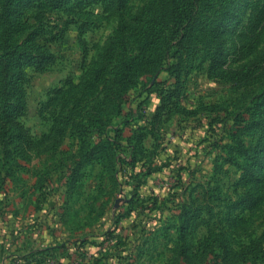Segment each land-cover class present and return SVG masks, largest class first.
Returning a JSON list of instances; mask_svg holds the SVG:
<instances>
[{
    "label": "rangeland",
    "instance_id": "374dc122",
    "mask_svg": "<svg viewBox=\"0 0 264 264\" xmlns=\"http://www.w3.org/2000/svg\"><path fill=\"white\" fill-rule=\"evenodd\" d=\"M170 2L0 0V264H264V0Z\"/></svg>",
    "mask_w": 264,
    "mask_h": 264
},
{
    "label": "trees",
    "instance_id": "16d2710c",
    "mask_svg": "<svg viewBox=\"0 0 264 264\" xmlns=\"http://www.w3.org/2000/svg\"><path fill=\"white\" fill-rule=\"evenodd\" d=\"M196 1L198 0H182V5L170 2V14L175 16L191 4L195 5ZM1 17L4 20L7 18L16 20L20 18V15L8 13L5 8L0 15ZM176 21H178V18L175 19ZM22 33L23 31L20 29L14 28V31H10L4 36V38H10L0 44V120L15 121L16 114L23 106L21 96L23 94L25 70L28 68L39 69L51 60L49 47L40 46L33 42L37 31L27 32L22 41L13 40L19 38ZM50 33L51 31L47 32V34ZM18 264H25V262Z\"/></svg>",
    "mask_w": 264,
    "mask_h": 264
}]
</instances>
